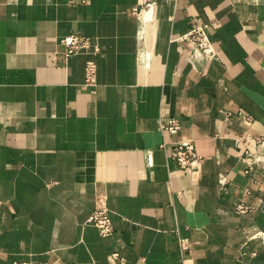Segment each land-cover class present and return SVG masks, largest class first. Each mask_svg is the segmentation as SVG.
<instances>
[{
  "label": "crops",
  "instance_id": "obj_1",
  "mask_svg": "<svg viewBox=\"0 0 264 264\" xmlns=\"http://www.w3.org/2000/svg\"><path fill=\"white\" fill-rule=\"evenodd\" d=\"M141 3L0 0V264H264L245 154L264 149V0H160L150 21ZM199 24L218 58L193 67L177 37ZM71 33L99 50L65 57ZM186 139L191 171L168 149ZM100 207L108 236L87 222Z\"/></svg>",
  "mask_w": 264,
  "mask_h": 264
},
{
  "label": "built area",
  "instance_id": "obj_2",
  "mask_svg": "<svg viewBox=\"0 0 264 264\" xmlns=\"http://www.w3.org/2000/svg\"><path fill=\"white\" fill-rule=\"evenodd\" d=\"M160 0H142L141 7L135 9L139 16L145 11H149L151 16L154 13ZM264 33V29H263ZM177 39H185L188 41L191 47L190 55H188V61L193 67H197L202 62L211 61L218 58V54L213 47L210 37L208 27L205 25H195L191 27L185 34L177 37ZM62 43L65 45L64 56L69 57L73 54L80 53L82 51L93 50L97 52L99 50L98 45L93 44L89 36L71 33L64 36L61 39ZM96 75V63L93 59H88L85 64V79L84 83L87 85L93 84L95 82ZM243 118L247 117L245 114L241 115ZM159 128L161 131L166 133H176L180 129V121L177 117L171 116L165 120L159 121ZM264 141H261L263 144ZM167 147V146H166ZM264 148V147H263ZM170 155L176 164L187 171H191L195 166L199 155L196 152L195 144L192 139L176 141L168 146ZM246 157L254 156L258 166L264 168V149L260 153H251L249 150L245 151ZM257 156V157H256ZM150 162V159H149ZM237 210L239 212H244L246 207L240 205ZM87 222L93 224L97 227L100 234L103 236H108L114 231L113 221L110 212L105 207H100L92 211L88 216ZM181 248L186 249L187 244L184 241L180 242ZM113 259L116 263L124 264V257L120 256L118 252L112 253ZM13 264H57L56 262H44V261H30V260H15Z\"/></svg>",
  "mask_w": 264,
  "mask_h": 264
},
{
  "label": "bare ground",
  "instance_id": "obj_3",
  "mask_svg": "<svg viewBox=\"0 0 264 264\" xmlns=\"http://www.w3.org/2000/svg\"><path fill=\"white\" fill-rule=\"evenodd\" d=\"M140 17H141V19L146 18L147 21H150V19H151L152 16H151V14H150L149 11H146V12L144 11V12L141 14Z\"/></svg>",
  "mask_w": 264,
  "mask_h": 264
}]
</instances>
